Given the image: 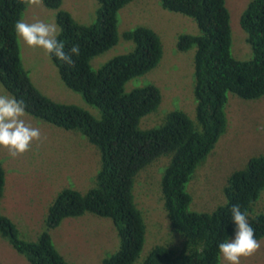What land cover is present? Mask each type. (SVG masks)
Masks as SVG:
<instances>
[{"label": "trees", "instance_id": "trees-1", "mask_svg": "<svg viewBox=\"0 0 264 264\" xmlns=\"http://www.w3.org/2000/svg\"><path fill=\"white\" fill-rule=\"evenodd\" d=\"M97 1L100 9L91 25L78 24L68 12L58 14L62 30L59 39L66 50L74 42L81 46L80 56L74 57L75 66L50 58L67 87L100 109L101 120L75 106L53 102L33 86L13 29L27 5L20 0H0V83L27 103V113L64 130L80 131L102 155L97 187L85 195L65 190L49 208L47 230L58 227L66 218L86 213L109 218L118 232L120 248L103 264H135L145 244L146 226L134 202V181L146 167L168 157L161 186L163 201L170 225L181 239L177 247H154L143 264H218V243L233 235L231 206L240 204L250 214L264 192V155L251 158L231 175L225 188L228 204L212 214L190 210L192 197L187 185L227 131L228 95L249 101L264 96V0L252 1L241 20L253 53L250 61H239L231 55L227 0H159L164 10L193 19L200 31L197 36H180L178 42L180 51L196 48L197 123L176 111L167 115L161 127L149 131L141 130L139 124L158 109L160 91L150 85L126 93L125 86L159 65L163 56L161 39L145 27L129 31L125 38L133 42L134 49L94 71L91 60L118 44V13L133 0ZM45 4L52 9L62 5L61 0H45ZM4 186L5 170L0 162V202ZM250 220L256 239L264 238V215ZM0 236L31 264H69L55 249L48 232L37 244L21 242L14 224L1 213Z\"/></svg>", "mask_w": 264, "mask_h": 264}, {"label": "rangeland", "instance_id": "rangeland-1", "mask_svg": "<svg viewBox=\"0 0 264 264\" xmlns=\"http://www.w3.org/2000/svg\"><path fill=\"white\" fill-rule=\"evenodd\" d=\"M254 0H227L232 30L231 55L239 61H250L253 53L247 33L241 25L242 16ZM58 9L27 6L21 20L31 23L34 17L55 21L58 14L68 12L81 25H91L97 19L100 4L97 0H61ZM59 26V25H58ZM138 27L153 30L161 39L163 56L159 65L149 73L137 77L125 86L126 93L150 85L158 88L162 100L156 111L143 117L139 128L143 131L162 126L168 114L185 113L197 123L195 98L196 48L180 51V36H197L200 31L193 19L164 10L159 0H133L118 13V44L91 60V68L98 71L115 57L126 55L134 44L125 33ZM60 28V27H59ZM18 43L24 69L33 86L51 101L75 106L101 120L99 108L87 103L81 93L67 87L52 59L42 49L28 47L19 37ZM0 94H11L0 83ZM12 95V94H11ZM227 131L215 149L195 172L187 185L192 197L190 210L212 214L228 204L225 188L231 175L243 169L248 161L264 155V96L257 100H243L228 95L226 106ZM24 119L41 130L42 143L34 141L31 149L15 158L0 147V162L5 170V186L0 213L16 229L18 240L39 243L48 232L58 253L69 264H103L119 250L120 239L113 221L91 213L66 218L56 228L47 230L49 208L65 190L87 194L97 187L102 167L100 149L89 142L80 131H67L33 117L26 112ZM169 158L162 157L141 171L133 188L134 202L142 212L146 226L143 250L135 264H143L156 246L177 247L180 236L170 225L162 194V178ZM264 215V192L249 214L250 219ZM261 249L251 257L241 258V264H264V238ZM0 264H31L18 253L7 238L0 236ZM218 264H228L220 255Z\"/></svg>", "mask_w": 264, "mask_h": 264}, {"label": "clouds", "instance_id": "clouds-1", "mask_svg": "<svg viewBox=\"0 0 264 264\" xmlns=\"http://www.w3.org/2000/svg\"><path fill=\"white\" fill-rule=\"evenodd\" d=\"M29 7L42 6V0H20ZM13 29L16 35L30 48H38L44 54L69 67L75 66L74 57L81 54V46L74 42L70 47L59 39L61 29L55 21L47 22L34 17L31 23L18 19ZM27 103L11 94H0V147L7 149L9 156L15 158L29 151L34 141L42 143L41 130L33 127L24 117ZM264 131V129H260ZM233 235L218 243L217 247L228 264H241V258L251 257L261 249V242L255 237V229L249 223V213L240 204L230 208Z\"/></svg>", "mask_w": 264, "mask_h": 264}]
</instances>
